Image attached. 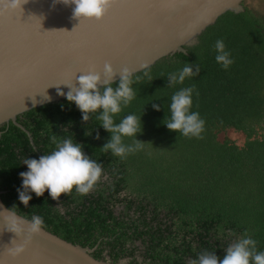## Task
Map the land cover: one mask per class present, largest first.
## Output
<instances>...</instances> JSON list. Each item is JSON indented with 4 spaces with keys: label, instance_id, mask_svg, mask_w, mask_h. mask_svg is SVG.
I'll use <instances>...</instances> for the list:
<instances>
[{
    "label": "trees",
    "instance_id": "trees-1",
    "mask_svg": "<svg viewBox=\"0 0 264 264\" xmlns=\"http://www.w3.org/2000/svg\"><path fill=\"white\" fill-rule=\"evenodd\" d=\"M217 40L225 42L234 61L227 70L216 62ZM189 64L194 70L200 66L199 75L186 78L183 84H170L169 76ZM149 69L151 79L143 76L144 70L135 74L141 76L134 85L136 98L115 118L118 123L129 114L143 116L144 130L138 139L144 147L123 158L102 149L111 134L99 126L96 116L84 122L81 111L66 98L19 116L35 144L14 122L0 126L4 202L30 220L40 216L41 227L84 245L83 231L95 226L92 221L104 219V193L91 199L90 205L84 203L79 213L69 212L67 218L49 195L32 193L25 206L18 192L20 173L27 171L23 160L51 152L55 148L50 139L53 135L71 137L114 173V195L131 187L133 193L177 214L179 233H184L179 245L183 251H179L184 254L195 258L207 250L223 258L225 248L245 235L264 251V16L249 7L240 13L228 11L189 47V54L166 57ZM186 87L195 88L192 111L205 120L199 138L171 131L163 123L171 117V97ZM154 103L161 105L159 111L153 108ZM229 130L243 134L244 141L221 139ZM123 139L126 144L137 142V137ZM34 147L38 148L35 152ZM189 235H193L194 244ZM179 261L167 259L169 264H182Z\"/></svg>",
    "mask_w": 264,
    "mask_h": 264
},
{
    "label": "water",
    "instance_id": "water-1",
    "mask_svg": "<svg viewBox=\"0 0 264 264\" xmlns=\"http://www.w3.org/2000/svg\"><path fill=\"white\" fill-rule=\"evenodd\" d=\"M113 4L120 6L98 24L93 23L96 19L74 18V5L57 0H28L16 8L0 0V126L14 122L32 138L19 116L65 99L57 84L77 82L66 75L76 57L102 59L91 69L101 73L111 64L118 81L125 68L136 74L166 57L189 54V47L223 14L246 10L245 0H112ZM76 36L79 40H73ZM60 87L69 91L67 85ZM2 194L0 264H109L94 257L90 248L43 227L30 232L26 225L31 220L11 210Z\"/></svg>",
    "mask_w": 264,
    "mask_h": 264
},
{
    "label": "clouds",
    "instance_id": "clouds-1",
    "mask_svg": "<svg viewBox=\"0 0 264 264\" xmlns=\"http://www.w3.org/2000/svg\"><path fill=\"white\" fill-rule=\"evenodd\" d=\"M28 0H9L10 6L16 8L26 4ZM73 7V16L81 19H102L108 12L112 0H57ZM216 62L227 70L232 64L231 53L226 49L223 40H217L215 44ZM199 65H185L181 70L169 76L172 85L183 84L186 78L199 75ZM143 76L150 77L148 65L144 66ZM117 71L111 64L104 66L103 72L90 70L82 75L75 76L76 83L57 84L58 94L64 96L69 103H74L82 113V120L89 121L93 115L101 122L105 131L111 134L109 141L103 145L105 152L111 151L114 156L125 157L128 154L140 151L144 145L138 136L144 130L143 116L136 114L124 116L118 123L116 116L129 106L136 98L134 85L141 80V76L135 75L128 68L123 69L116 81ZM60 85H67L69 91L64 92ZM194 87H186L178 90L171 97V117L163 122L171 131L182 133L186 137H201L205 129V120L199 112L192 111ZM198 95V93H196ZM51 101V97H45ZM153 108L161 109L160 104L154 103ZM143 124V127H142ZM124 137H137V142L126 144ZM97 139L99 135L97 134ZM51 142L55 148L44 155L27 157L23 165L27 171L20 173L22 185L18 189L19 200L27 206L32 200V193L37 197L43 196L47 191L53 200L60 201L62 194L76 192L87 195L102 176V165L85 152L84 145L71 137L58 138L51 136ZM33 148L32 151H37ZM43 219L33 216L27 222V229L32 233L41 230ZM21 251L23 249H20ZM189 264H264V251L257 249V241L250 236L237 237L235 242L225 248L223 258L216 251L200 252Z\"/></svg>",
    "mask_w": 264,
    "mask_h": 264
},
{
    "label": "flooded vegetation",
    "instance_id": "flooded-vegetation-1",
    "mask_svg": "<svg viewBox=\"0 0 264 264\" xmlns=\"http://www.w3.org/2000/svg\"><path fill=\"white\" fill-rule=\"evenodd\" d=\"M31 143L35 144L33 136ZM115 185L114 173L102 165V176L87 196L73 190L62 194L60 201L55 200L56 206L70 218L69 212L79 213L84 203L90 205L91 199L104 193L106 209H103V215L106 220L92 221L95 226L86 229V233L83 231L81 240L85 244L81 245L90 248L94 257L109 264H169L167 259L170 257L189 264L194 257L179 251L182 250L179 245L184 233H179L177 214L156 205L144 195L133 193L131 187L114 195ZM44 194L49 195L47 191ZM187 238L194 240L193 235Z\"/></svg>",
    "mask_w": 264,
    "mask_h": 264
},
{
    "label": "snow or ice",
    "instance_id": "snow-or-ice-1",
    "mask_svg": "<svg viewBox=\"0 0 264 264\" xmlns=\"http://www.w3.org/2000/svg\"><path fill=\"white\" fill-rule=\"evenodd\" d=\"M120 5L113 4L110 6V10L107 13L105 20H96L93 21V23L103 24L107 19H109L112 15L111 9H115L116 7H119ZM40 32L43 33V31ZM73 40H79V36L73 37ZM103 60H90L86 61L79 57L74 58L73 64L71 65V70L66 74L68 77H75L77 73L84 72V71H90L93 67L97 66L98 64H101Z\"/></svg>",
    "mask_w": 264,
    "mask_h": 264
},
{
    "label": "rangeland",
    "instance_id": "rangeland-1",
    "mask_svg": "<svg viewBox=\"0 0 264 264\" xmlns=\"http://www.w3.org/2000/svg\"><path fill=\"white\" fill-rule=\"evenodd\" d=\"M246 7L252 9L257 15L264 16V0H245ZM227 137L233 138L239 142H243L245 137L243 134L236 132L235 130H229L220 135L221 139H225Z\"/></svg>",
    "mask_w": 264,
    "mask_h": 264
}]
</instances>
